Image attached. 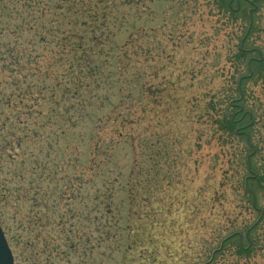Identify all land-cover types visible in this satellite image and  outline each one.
Listing matches in <instances>:
<instances>
[{
	"label": "trees",
	"instance_id": "trees-1",
	"mask_svg": "<svg viewBox=\"0 0 264 264\" xmlns=\"http://www.w3.org/2000/svg\"><path fill=\"white\" fill-rule=\"evenodd\" d=\"M107 1L97 0L95 8L89 6L90 2L84 4L81 10L68 7L62 15L64 20H50L41 26L26 22L25 15H22L20 23H8L4 28L19 37L0 45V202L6 206L15 205L13 221L17 230L34 234L32 231L37 223H41V228L47 227L44 222L46 214L37 218L38 221L21 220L19 197L27 195L24 201L27 205L33 203L31 205L36 207L39 203L45 207L46 213L56 211L57 200L61 202L69 194L67 190L58 192L56 186L51 188L57 174L63 170V165L54 161L52 153L61 142L73 136L78 140L73 148L78 150L83 143L87 146L89 167L85 176L77 175L81 182L93 181L89 169L102 158L107 164L116 146L126 144L131 148L132 164L124 180L128 211L132 213L137 198H143L145 194L157 195L164 182H168L169 186L177 182L178 162L185 139L180 121L186 112L193 114L197 111L199 127L196 145L201 148L205 144L214 150L213 169L216 176L221 172L222 178L219 186L214 184L212 187L214 199L206 204L209 211L203 213L202 206L197 208L199 226L216 229L223 235L195 264H228L229 256L237 259L235 264H262L264 46L256 40L261 23L258 21L259 14L263 11L262 0L214 2L226 11L229 18L243 14L246 19L237 43L238 52L233 58L234 64L242 66V69H238L234 76V92L227 95L226 107L222 109H218L215 102L219 94L217 89L207 92L199 89L192 92L193 98L189 99L187 90L182 93L178 88L168 89L161 83L148 84V58L152 56L162 61L167 46L162 45L161 40L152 46L145 26L141 24L127 26L112 23L114 12L108 9L111 6L103 4ZM154 1L148 0V4L140 9L137 6L144 0H123L124 4L137 3L135 7L139 18L160 16L166 22L172 21L173 25L184 17L181 7L188 2L171 0L172 4L158 14L150 7ZM192 2L194 5L189 8L200 3L199 0ZM70 16L73 21L68 19ZM153 30L158 33V29ZM176 30L173 26L172 35L177 46L171 48L170 59L181 45L178 40L180 32L177 35ZM26 31L35 34L36 38L23 39ZM121 32H127L128 36L114 48V39ZM153 51L155 55L151 54ZM153 72L157 80L162 75L164 85H177L178 81H167L165 73H161L157 66ZM215 74L218 75L219 70ZM207 98L209 101H206ZM163 105L165 108H160ZM91 122L95 123L92 131L78 132L81 126ZM237 143L244 147L239 148ZM238 148L243 166L239 189L250 209L249 213L253 214L251 220L241 225L234 224L232 219L238 214L240 204L228 198L227 194L234 168L233 152ZM96 155L100 157L98 161ZM223 163H226V168ZM109 174L103 172L101 175L103 184L99 196L103 200L104 216L112 214L115 209L114 191L123 177ZM67 177L72 179L69 174ZM18 182H26L25 187ZM35 182L40 183L35 186ZM32 189L37 195H42L41 198L37 200V196L31 193ZM56 194L59 197L54 196ZM150 205L148 212L154 219L152 221L158 222L155 217L165 212L160 200L156 198L154 206ZM57 213L54 214L57 216ZM57 218L60 222L52 225L61 228L64 216L58 215ZM107 222L109 219L104 223L107 230L103 232V240L110 237L111 224L107 225ZM154 222L150 225L154 226ZM63 232L66 235L65 244L70 249L74 248L76 244L72 231ZM81 239L85 245L87 240ZM35 241L36 236L26 245L33 248L37 243ZM43 244L48 246L49 242Z\"/></svg>",
	"mask_w": 264,
	"mask_h": 264
},
{
	"label": "rangeland",
	"instance_id": "rangeland-1",
	"mask_svg": "<svg viewBox=\"0 0 264 264\" xmlns=\"http://www.w3.org/2000/svg\"><path fill=\"white\" fill-rule=\"evenodd\" d=\"M96 1L0 0V45L4 41L10 42L19 37L4 28L8 23L13 25L20 23L23 20L22 15H25L26 22L31 21L32 24L41 26L43 23L51 22L50 20L53 22L64 20L62 15L68 7L74 6L81 10L84 4L90 2L89 6L95 8ZM186 1H188L187 4L181 7L184 17L175 25L172 21L162 20L160 16L146 15L139 18L136 12L137 7L143 9L142 6L145 7L148 0H144L137 7H135L137 3L124 4L123 0L112 2L108 0L103 4L111 6L108 9L114 12L112 23L127 26L141 24L145 26L152 46L160 40L162 45L167 46L168 53L163 51L165 58H162V61L152 56L148 58V64H146V67H150L148 69L150 83L148 84L161 83L165 88H178L182 93L187 90L189 99L193 98L192 92L199 89L206 92L217 89L219 91L215 99L217 108H225L227 95L229 93L232 95L234 92L233 78L238 69H242V66L234 64L233 58L238 52L239 36L246 25L245 16L240 14L229 18L226 11L214 3L215 0H199V5L192 8H189L194 5L192 0ZM171 4V0H155L150 7L159 14ZM262 6L263 11L258 19L261 22L260 29L256 40L264 46V0H262ZM99 7L102 8L101 4ZM15 11L19 13L16 14ZM68 19L74 20L71 16ZM173 26L177 28L175 31L177 35L180 32L178 40L181 45L176 50L175 56L170 59L171 48L174 45L177 46V41L172 35ZM153 29H158V33L156 34ZM127 36V32L118 33L114 39V48L121 45ZM22 38L34 39L36 35L26 31ZM151 54L155 55V51ZM156 66L161 69V73H165L167 81L173 79L178 81L177 85L169 86L168 83L164 85V81H161L162 75L159 80L155 79L153 69ZM217 70H219L218 75L215 74ZM206 101H209V98ZM198 118L197 111L193 114L188 111L180 121L181 130L184 127L182 136L185 139L178 162L177 182H172V186L164 182L157 195L145 194L143 198H137L136 207L133 208L132 213L128 211V195L125 192L124 180L132 164L131 148L126 144L116 146L107 164L104 158L98 161L100 157L96 155L98 164L89 169L93 181L81 182L77 175L85 176L89 167L86 143L77 150L73 148V144L78 140H75L73 136L61 142L52 154L54 161H59L60 165H63V170L57 174V179L51 184V188L56 186L58 192L67 190L69 195L61 202H59L60 199L57 200L55 212L50 210L47 213L44 211L45 207H41L39 203H36V207L31 205L33 203H29L30 206L27 205L24 202L27 195L19 197L18 211L21 220L38 221L37 218L40 216L45 214L47 216L44 221L47 227L41 228L39 227L41 223L34 222L37 226L32 232L36 236L37 243L35 241L33 248H29L26 244L28 240L35 237L34 234H29L26 230L22 232L15 227L13 221L15 205L6 206L5 203L0 202V224L5 229L14 252L15 264H195L197 260L204 258L207 250L214 246L223 234L216 229L200 228L197 208L202 206L200 209H204L203 213L206 210L209 211L206 204L214 199L212 187L214 184L219 186L222 178L221 172H218L216 176L213 169L214 150L205 144L201 148L196 145ZM94 125V122L84 124L78 132L88 133L94 129ZM204 127L207 126L204 125ZM236 146L244 147L243 144L238 143ZM239 148L233 152L234 168L231 171L232 180L230 178L231 182L227 185V194L228 198L240 204L238 214L232 219L234 224L241 225L251 220L253 214L249 213L250 209L244 202L243 193L239 189L243 172ZM223 167L226 168V163H223ZM103 172H109L112 177L117 174L123 176L114 191L115 209L112 214L105 216L102 215L103 200L99 196L103 184V177H101ZM68 174L72 179H68ZM25 183L18 182L23 188ZM39 183L35 182V186ZM26 186L30 189L29 185L26 184ZM151 190L154 191L153 187ZM34 192L35 190L32 189L31 193L34 197L37 196V200L41 198L42 195ZM54 196L59 197V194ZM156 198L160 200V205L165 211L164 215L155 217V220H159L158 222L152 221L154 219L148 212L151 208L150 203L154 206ZM15 203L17 204V201ZM56 212H58L57 216H64L61 228L52 225L54 222L56 224L60 222L54 214ZM107 219H109L107 225L111 224L110 237L103 240V232L107 230L104 223ZM151 222L155 225H150ZM63 230L72 231L76 244L74 248L70 249L68 244H65L66 235ZM82 237L87 240L85 245L82 244ZM42 242L45 244L49 242V244L45 246ZM236 262L237 259L234 257H227L228 264Z\"/></svg>",
	"mask_w": 264,
	"mask_h": 264
},
{
	"label": "water",
	"instance_id": "water-1",
	"mask_svg": "<svg viewBox=\"0 0 264 264\" xmlns=\"http://www.w3.org/2000/svg\"><path fill=\"white\" fill-rule=\"evenodd\" d=\"M0 264H14V256L0 226Z\"/></svg>",
	"mask_w": 264,
	"mask_h": 264
}]
</instances>
